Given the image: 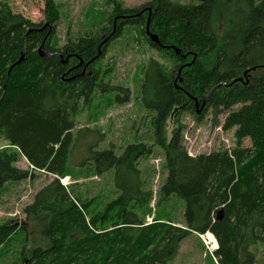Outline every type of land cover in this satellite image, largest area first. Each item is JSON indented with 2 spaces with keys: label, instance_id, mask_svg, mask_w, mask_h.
Returning <instances> with one entry per match:
<instances>
[{
  "label": "trees",
  "instance_id": "trees-1",
  "mask_svg": "<svg viewBox=\"0 0 264 264\" xmlns=\"http://www.w3.org/2000/svg\"><path fill=\"white\" fill-rule=\"evenodd\" d=\"M148 6L136 11L116 3L100 32L111 27L113 36L90 34L57 51L55 0H45L47 25L0 7V139L6 143L0 149V190L34 180L36 172L54 177L25 207V219L0 225V264L6 245L21 235L22 249L7 264H173L183 240L194 233L215 237L218 264H255L250 247L264 242V0H153ZM148 20L158 44L147 35ZM126 24L142 25L150 46L176 64L168 70L150 60L144 70L140 92L153 113V145L137 142L117 154L113 146L99 149L103 133L77 126L81 107L96 90L114 92L118 105L130 102L129 89L105 85L95 68ZM41 47L49 58L40 56ZM208 95L197 115L195 99L201 104ZM208 109L214 127L223 112L230 113L224 129L236 128L237 145L231 152L192 157L180 118L193 113L201 121ZM246 138L251 148H243ZM154 148L164 154L166 174L159 200L185 202L184 227L159 218L146 225L140 214L153 200L140 164L154 156ZM20 158L32 168H18ZM73 169L112 175L117 197L100 209L98 198L73 194L60 180L73 177Z\"/></svg>",
  "mask_w": 264,
  "mask_h": 264
},
{
  "label": "rangeland",
  "instance_id": "rangeland-1",
  "mask_svg": "<svg viewBox=\"0 0 264 264\" xmlns=\"http://www.w3.org/2000/svg\"><path fill=\"white\" fill-rule=\"evenodd\" d=\"M60 12V20L55 29V50H62L79 37L100 33L108 27L109 16L113 14L116 3L123 9L141 10L148 8L153 0H55ZM180 4L191 3L193 0H172ZM6 5L15 14H21L36 24L47 25L45 16V0H0V7ZM54 26V25H53ZM101 34V40L113 36L111 27ZM143 26L139 24L123 27L122 32L112 38L95 67L100 71L102 82L111 87H123L131 91L130 102L118 105L115 102L116 94L102 93L96 90L90 104L82 106L78 117V129H96L105 135V141L99 146L100 150L114 147L120 154L129 144L141 142L148 146L153 145L154 128L152 125L153 113L147 111L141 98V87L144 80L145 68L150 60H155L166 69L174 68L175 61L153 49L147 37L143 35ZM110 32V33H108ZM58 54V53H57ZM241 105L235 106L237 111ZM196 113V111H195ZM229 112H223L219 117V125L213 126L212 110L206 111L205 117L197 121L193 113H184L180 122L183 126L182 139L189 154L198 156L210 154L221 150L233 151L237 141L236 128L225 130L226 119ZM175 127V119L169 120V133ZM0 139V149L5 147ZM253 142L250 138L243 141V148H251ZM154 156L141 161L140 168L149 189L153 192V200L147 209L140 211L145 224L150 225L156 219L171 221L177 227H184L185 202L172 198L166 202L159 200V189L166 174L162 172L164 154L159 148H154ZM82 154L75 161L81 160ZM16 166L23 170L31 169L27 160L20 158ZM74 170V176L64 177L61 183L68 187L73 194L83 198H98L100 209L117 197L113 176H94L93 173H80ZM54 177L43 172H36L34 180H25L19 183H10L0 190V225L10 219H25L24 209L31 204L35 195ZM208 234H191L180 245L179 252L173 264H218L214 256L215 244L208 239ZM23 235L7 244L6 258L1 262H13L21 248ZM218 247V246H217ZM22 249V248H21ZM255 256V264H264V242L250 247Z\"/></svg>",
  "mask_w": 264,
  "mask_h": 264
},
{
  "label": "water",
  "instance_id": "water-1",
  "mask_svg": "<svg viewBox=\"0 0 264 264\" xmlns=\"http://www.w3.org/2000/svg\"><path fill=\"white\" fill-rule=\"evenodd\" d=\"M149 13L151 14V9H149ZM146 29H147V35H148V37L152 40L153 43L158 44V43H159L158 36H157V35H154V34H152V33H150V31H149V20L147 21ZM106 41H107V40H106ZM38 52H39V54H40V56H41L42 58H49V57L51 56V53L48 52V51H44L42 47L38 49ZM176 53H177V55H179V54H180L179 50H176ZM26 54H27V52H26V50H24L23 53H22V57H21V59L18 61L17 64H21V63L23 62V60H24ZM100 56H101V53L99 54L98 57H96L95 59H93L91 62H94V61L97 60V58H99ZM80 65H82V62L80 63ZM253 70H255V69H253ZM180 72H181V70H180ZM247 74H248V72H245V73H244V77H246ZM240 81H242V79H240ZM209 97H210L209 95L206 96V97L203 99V101L201 102V104L199 103V101H198L197 99H195V102H196V109H197V111H196L197 115H201V114L203 113L205 107H206L207 104H208ZM220 214H222V212H220Z\"/></svg>",
  "mask_w": 264,
  "mask_h": 264
},
{
  "label": "bare ground",
  "instance_id": "bare-ground-1",
  "mask_svg": "<svg viewBox=\"0 0 264 264\" xmlns=\"http://www.w3.org/2000/svg\"><path fill=\"white\" fill-rule=\"evenodd\" d=\"M208 239L211 240V243L213 242L215 244V248L214 249H217L218 247V243H217V240L215 239V237L212 235V234H208Z\"/></svg>",
  "mask_w": 264,
  "mask_h": 264
},
{
  "label": "flooded vegetation",
  "instance_id": "flooded-vegetation-1",
  "mask_svg": "<svg viewBox=\"0 0 264 264\" xmlns=\"http://www.w3.org/2000/svg\"><path fill=\"white\" fill-rule=\"evenodd\" d=\"M194 110L197 111V109H196V102L194 103Z\"/></svg>",
  "mask_w": 264,
  "mask_h": 264
},
{
  "label": "built area",
  "instance_id": "built-area-1",
  "mask_svg": "<svg viewBox=\"0 0 264 264\" xmlns=\"http://www.w3.org/2000/svg\"><path fill=\"white\" fill-rule=\"evenodd\" d=\"M190 156H192L191 154H189ZM192 157H196V156H192Z\"/></svg>",
  "mask_w": 264,
  "mask_h": 264
}]
</instances>
